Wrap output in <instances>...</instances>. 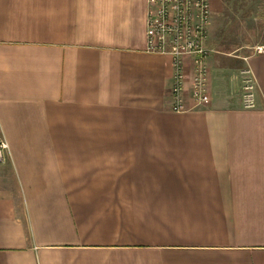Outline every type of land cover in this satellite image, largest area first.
I'll return each mask as SVG.
<instances>
[{"label":"crops","instance_id":"1","mask_svg":"<svg viewBox=\"0 0 264 264\" xmlns=\"http://www.w3.org/2000/svg\"><path fill=\"white\" fill-rule=\"evenodd\" d=\"M210 5V101L178 114L146 0H0V264H264V54L219 50Z\"/></svg>","mask_w":264,"mask_h":264},{"label":"built area","instance_id":"2","mask_svg":"<svg viewBox=\"0 0 264 264\" xmlns=\"http://www.w3.org/2000/svg\"><path fill=\"white\" fill-rule=\"evenodd\" d=\"M210 19V0H146L144 51L170 59L173 72L169 109L173 113L190 110L184 100L188 90L193 109L204 107L210 101L208 61L213 50L206 45ZM253 52L264 54V46H256ZM185 59L191 60L190 79L185 72ZM242 76V105L245 110H252L256 83L249 69ZM8 151L0 128V164L4 163Z\"/></svg>","mask_w":264,"mask_h":264},{"label":"rangeland","instance_id":"3","mask_svg":"<svg viewBox=\"0 0 264 264\" xmlns=\"http://www.w3.org/2000/svg\"><path fill=\"white\" fill-rule=\"evenodd\" d=\"M222 3L223 10L213 30V38L220 43L218 49L233 56L252 52L264 41L263 0H222ZM237 48L239 51L234 52Z\"/></svg>","mask_w":264,"mask_h":264}]
</instances>
